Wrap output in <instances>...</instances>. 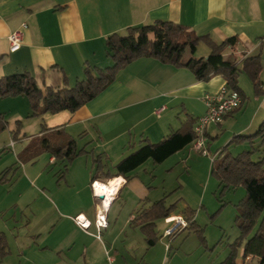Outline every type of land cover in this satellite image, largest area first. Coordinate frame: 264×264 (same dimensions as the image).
<instances>
[{
    "label": "crops",
    "instance_id": "crops-1",
    "mask_svg": "<svg viewBox=\"0 0 264 264\" xmlns=\"http://www.w3.org/2000/svg\"><path fill=\"white\" fill-rule=\"evenodd\" d=\"M154 21L178 23L217 44L235 37L231 56L237 62L258 56L264 87V0H0V77L28 73L41 91L65 83L72 86L83 79L84 64L111 66L104 50L107 36ZM23 23L21 47L9 54L8 37ZM115 75L103 92L75 113L26 119L31 120L26 128L33 125L35 132L23 135L16 152L9 134L10 143L3 149H11L15 156L13 164L0 166V234L6 241L0 264H155L143 233L131 221L165 199L166 192L162 187L159 193L152 185L150 160L127 178L116 176L115 166L188 120L194 126L205 113L202 97L217 93L225 81L215 76L201 82L186 68L152 58L131 61ZM254 102L248 126L234 135H244L264 120V98ZM248 108L242 96L237 111L220 125L206 128L207 152L222 124ZM0 109V114L10 111L14 122L30 112L25 97L0 99ZM159 109L163 110L155 113ZM56 130L87 152L65 171V164L45 153L39 143ZM195 153L199 154L190 143L170 158L188 169ZM93 182L104 186L116 182L109 203L103 196L95 197ZM100 210L107 225L98 229L95 218ZM180 215L183 212L169 216ZM78 216L89 223L87 230L76 225L73 219ZM169 250L164 244L165 254Z\"/></svg>",
    "mask_w": 264,
    "mask_h": 264
},
{
    "label": "trees",
    "instance_id": "trees-1",
    "mask_svg": "<svg viewBox=\"0 0 264 264\" xmlns=\"http://www.w3.org/2000/svg\"><path fill=\"white\" fill-rule=\"evenodd\" d=\"M205 44L209 50L207 56L196 58L197 45ZM235 37L226 38L221 43H214L208 36H198L187 27L169 21H154L149 25L128 28L123 35L107 36L105 51L111 66L99 69L88 64L83 66V79L72 86L65 83L61 87L46 88L41 91L28 73L0 77V99L25 97L29 105L28 118L45 114H56L62 111L75 113L105 90L114 80L115 74L131 61L140 58H152L175 68L188 69L196 80L207 82L215 76H221L225 87L236 91L242 97L238 87V77L244 73L250 79L256 96L264 94L260 78L262 66L258 56L244 57L237 62L233 55L236 50ZM188 49L190 57L184 61L183 54ZM230 55V56H227ZM6 128V122L0 117V130ZM264 141V120L251 135H237L233 140L254 138ZM195 138L193 122L186 123L164 137L156 144L145 143L115 166L116 176L127 178L128 175L150 160L153 164H162L169 157L183 150ZM41 149L50 154L56 161L67 164L86 154L84 149L77 148L76 141L62 130L54 131L50 136L40 139ZM252 151H244L236 156L222 150L212 161L210 173L219 181L222 188L242 185L245 198L238 206L236 224L245 238L240 263L236 262L234 253L220 264H245L249 257L257 259V264H264V162L251 161ZM96 163L98 162L95 161ZM98 168V167H97ZM171 207H165L164 199L153 203L149 208L137 213L131 224L139 227L148 247L157 241L153 230L157 220L167 218ZM187 225L192 226V213L187 209L183 215ZM256 225V231H251ZM188 227V226H187ZM6 241L0 234V258L6 254Z\"/></svg>",
    "mask_w": 264,
    "mask_h": 264
},
{
    "label": "rangeland",
    "instance_id": "rangeland-1",
    "mask_svg": "<svg viewBox=\"0 0 264 264\" xmlns=\"http://www.w3.org/2000/svg\"><path fill=\"white\" fill-rule=\"evenodd\" d=\"M207 54V47L203 43L197 45L194 57H206ZM189 57L190 53L186 49L183 60L186 61ZM250 82L246 74L239 75L238 87L243 92L245 103L249 104L248 112L234 116V120L232 119L227 125L222 124L218 129L217 137L213 136L211 139L208 156L193 154L192 165L188 166V169L184 164L174 162L170 157L162 164H150L152 167L148 171V176L152 185L159 188V193H162L160 191L162 187L166 192L165 207H171V214H182L187 209L192 213L193 218L192 226L187 225V228L178 230L169 237L164 236V231L170 228V225L164 224L163 219L155 222L153 230L157 241L153 247L148 248L149 259L155 264H220L230 252L234 253L236 262L240 263L245 238H241L236 216L238 206L245 198V188L242 185L222 188L210 170L212 161L222 150L232 156L244 151H252L251 161L264 162V141L260 138H254L252 143L247 140H233L234 136H237L234 134H238L236 132L248 126L249 117L256 106L255 99L264 98V94L256 96ZM10 116V111L0 114L1 119L8 123L6 128L0 130V166H10L14 162L13 151L8 148L3 149L10 143L9 134L16 142L14 143L16 144L14 152H16L21 145L20 139L23 135L29 136L35 132L33 125L26 128V125L31 123L29 122L31 120L26 119L30 118L25 117L21 121L14 122ZM259 125L243 134H253ZM34 143L35 141L32 145ZM183 219L185 220L184 217ZM259 219L260 217L257 218L251 235L256 231ZM164 244L170 249L167 254L163 251ZM249 264H257V259H252Z\"/></svg>",
    "mask_w": 264,
    "mask_h": 264
},
{
    "label": "built area",
    "instance_id": "built-area-1",
    "mask_svg": "<svg viewBox=\"0 0 264 264\" xmlns=\"http://www.w3.org/2000/svg\"><path fill=\"white\" fill-rule=\"evenodd\" d=\"M26 24L23 23L20 29L11 33L8 37L9 43V54L18 51L22 44V32L26 29ZM202 102L205 107V113L199 117L193 126V132L195 134L194 140L191 142L192 149L199 153L202 156H208L207 152V137L206 128L209 126H218L223 122V120L230 114L237 111L241 106V97L238 92L229 90L223 86L215 94H206L202 97ZM163 109H159L155 113H160ZM11 145V144H10ZM96 185H100L97 182L91 184V189L95 197L101 196L96 193ZM105 198L103 199V202ZM96 227L98 229L106 227L105 215L102 210L98 211L96 214ZM77 226L83 230H87L89 223L84 219H81L80 216L73 219ZM166 225H170V228H167L164 231V236H172L178 230L187 228V222L181 216H169L164 219ZM251 259L247 257L245 259V264H249Z\"/></svg>",
    "mask_w": 264,
    "mask_h": 264
},
{
    "label": "bare ground",
    "instance_id": "bare-ground-1",
    "mask_svg": "<svg viewBox=\"0 0 264 264\" xmlns=\"http://www.w3.org/2000/svg\"><path fill=\"white\" fill-rule=\"evenodd\" d=\"M116 185H117L116 182H114L112 185H107V186H104L103 184L96 185V188H97L96 193L103 196L105 198V203L107 204L111 200V197L113 195Z\"/></svg>",
    "mask_w": 264,
    "mask_h": 264
},
{
    "label": "water",
    "instance_id": "water-1",
    "mask_svg": "<svg viewBox=\"0 0 264 264\" xmlns=\"http://www.w3.org/2000/svg\"><path fill=\"white\" fill-rule=\"evenodd\" d=\"M100 199H102V196H99Z\"/></svg>",
    "mask_w": 264,
    "mask_h": 264
}]
</instances>
